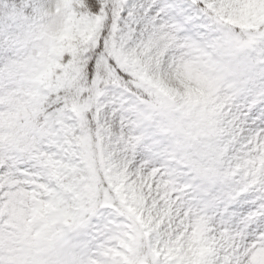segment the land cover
<instances>
[{"label": "snow or ice", "instance_id": "snow-or-ice-1", "mask_svg": "<svg viewBox=\"0 0 264 264\" xmlns=\"http://www.w3.org/2000/svg\"><path fill=\"white\" fill-rule=\"evenodd\" d=\"M0 264H264V0H0Z\"/></svg>", "mask_w": 264, "mask_h": 264}]
</instances>
